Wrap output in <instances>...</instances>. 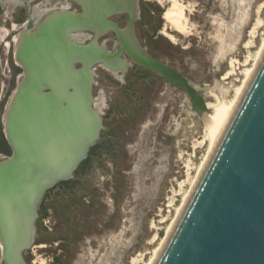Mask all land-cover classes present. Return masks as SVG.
Masks as SVG:
<instances>
[{
    "label": "rangeland",
    "instance_id": "obj_1",
    "mask_svg": "<svg viewBox=\"0 0 264 264\" xmlns=\"http://www.w3.org/2000/svg\"><path fill=\"white\" fill-rule=\"evenodd\" d=\"M181 1L190 12L185 34L172 31L162 17L168 6L166 0H137L133 32L139 46L182 74L208 101H213L208 91L218 93V87L224 84L232 94L243 79V71L252 67L264 36L262 25L253 39L254 48H244L250 39L248 30L257 18L255 10L264 0ZM67 2L72 6L70 0L63 4ZM2 3L3 130L11 98L22 78V71L14 74V67H18L14 51L28 19L11 17L19 8L7 1ZM259 16L264 24V9ZM40 20H34L33 26ZM114 20L120 27L127 26L126 14ZM163 30L174 40L162 34ZM100 42H106L111 52L118 46L111 33ZM232 59L238 61L234 75L227 82L221 81L231 69ZM128 61L127 70L118 75L96 66L92 95L106 130L74 172L70 179L73 183L55 185L45 192L38 207L32 245L23 253L26 264L147 262L164 238L177 207L189 196L196 169L208 151L201 117L192 111L182 88ZM10 154L7 144L0 161ZM41 205L44 216L40 214ZM0 264H4L1 254Z\"/></svg>",
    "mask_w": 264,
    "mask_h": 264
},
{
    "label": "water",
    "instance_id": "obj_2",
    "mask_svg": "<svg viewBox=\"0 0 264 264\" xmlns=\"http://www.w3.org/2000/svg\"><path fill=\"white\" fill-rule=\"evenodd\" d=\"M76 1L81 12L55 11L36 26L29 18L18 36L22 78L4 121L11 154L0 161L4 264H26L45 192L73 178L106 130L92 95L96 66L118 75L129 59L182 88L196 114L205 109L200 90L139 46L136 0ZM121 12L124 29L109 20ZM109 31L113 52L97 42ZM154 264H264V53Z\"/></svg>",
    "mask_w": 264,
    "mask_h": 264
},
{
    "label": "bare ground",
    "instance_id": "obj_3",
    "mask_svg": "<svg viewBox=\"0 0 264 264\" xmlns=\"http://www.w3.org/2000/svg\"><path fill=\"white\" fill-rule=\"evenodd\" d=\"M168 3V6L166 8L165 13L163 14L164 20H166L169 23V26L171 27V30L174 32H177L179 34H185L187 32L188 25H189V18H190V12L186 8V5L184 6L183 2L181 0H166ZM167 5V4H166ZM64 7V6H63ZM66 7V6H65ZM64 7V8H65ZM62 9V7H61ZM264 9V2L260 3V5L257 7L255 10L256 12V21L253 24L249 31V40L245 43L244 48H254V41L258 29L264 24L263 21L260 18V14ZM60 10V9H59ZM262 26V28H263ZM264 31V30H263ZM162 34H164L166 37H168L170 40H174L173 35L167 33L165 30L162 31ZM76 39L80 40L82 39L81 35H75L74 36ZM262 37V36H261ZM257 48V47H256ZM264 53V36L262 37V40L260 42L259 47L257 48V53L255 56V60L252 67L245 69L243 71V79L240 82L239 85H237L234 88L233 93H230V87H226L224 85L218 87L220 88L218 93L211 89L208 91V96L213 99V101H208L205 97L204 102H205V109L200 110L199 116L201 117V122L203 124L204 128V139L208 142V151L205 154L204 158L202 159L201 164L199 167L196 169V174H195V179L193 180L192 187L188 191L187 194L189 196L185 199L182 204H180L175 212V217L169 224L166 234L164 238L160 241L159 245L157 248L153 251L152 257L147 261L143 262L142 264H154L159 253L161 252L166 240L168 239L173 227L175 226L183 208L185 207L193 189L195 188L203 170L205 169L212 153L214 152L229 120L231 119L262 55ZM254 57V56H253ZM238 61H235L232 59L229 62L230 70L225 73V75L222 77L221 81H226L230 79L232 75H234L235 72V64ZM247 62V61H246ZM242 65V64H241ZM103 66V65H102ZM104 67V66H103ZM244 67V66H243ZM105 70L106 67H104ZM242 75V74H241ZM241 80V79H240ZM227 82V81H226ZM230 86V85H229ZM208 97V98H209ZM204 141V140H203ZM202 144V143H201ZM207 145V144H206ZM188 175V174H187ZM138 258V257H137ZM135 261V260H133ZM145 261V260H144Z\"/></svg>",
    "mask_w": 264,
    "mask_h": 264
},
{
    "label": "flooded vegetation",
    "instance_id": "obj_4",
    "mask_svg": "<svg viewBox=\"0 0 264 264\" xmlns=\"http://www.w3.org/2000/svg\"><path fill=\"white\" fill-rule=\"evenodd\" d=\"M2 1L3 2L7 1L9 3H13L15 8H17V9L19 8V10L13 12V15L11 16V17H15V19H17V20L21 19V18H27V19H29V18H40V19H42L45 16H47V15H49L55 11H60L62 9H67V10L74 11L77 13L82 11L80 5L78 4V2L76 0H70L72 6H68L69 2L63 4L64 0H0V5L3 4ZM136 4H137V2H136ZM56 5L58 7H55ZM63 6L64 7L66 6V7L64 8ZM61 7H62V9H61ZM38 11H43V13L40 14ZM3 13H4L3 15H5V17L8 16L7 12H3ZM121 14H126L127 18H129V14L127 12H121V13L113 14L109 18V20L111 22L115 23L119 29H124V27H120L119 24L114 20V17L121 15ZM109 33L113 34L115 40L117 41L115 34L111 31L101 35L97 39L98 44L104 45L106 47L107 51H109V50L107 48L106 42L102 43L100 41L104 35L109 34ZM89 35L91 36V38H89V40L87 42H89L94 37L93 33H89ZM117 45H118V41H117ZM109 52H111V51H109ZM122 56L124 57V54Z\"/></svg>",
    "mask_w": 264,
    "mask_h": 264
},
{
    "label": "trees",
    "instance_id": "obj_5",
    "mask_svg": "<svg viewBox=\"0 0 264 264\" xmlns=\"http://www.w3.org/2000/svg\"><path fill=\"white\" fill-rule=\"evenodd\" d=\"M15 73H21V69L19 67H14V74ZM6 146H7V142L4 138L3 130L2 128H0V153H5ZM72 183H73L72 181L68 180V181H63V182L58 183L57 186H65V185H69ZM40 214L41 216H44L45 214V208L43 205H41L40 207ZM53 264H56V262H54Z\"/></svg>",
    "mask_w": 264,
    "mask_h": 264
}]
</instances>
